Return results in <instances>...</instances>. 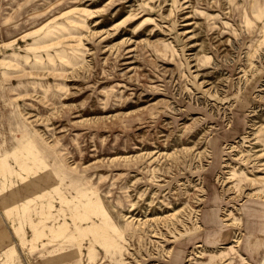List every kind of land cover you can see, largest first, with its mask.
I'll return each instance as SVG.
<instances>
[{
	"label": "rangeland",
	"instance_id": "1",
	"mask_svg": "<svg viewBox=\"0 0 264 264\" xmlns=\"http://www.w3.org/2000/svg\"><path fill=\"white\" fill-rule=\"evenodd\" d=\"M0 264H264V0H0Z\"/></svg>",
	"mask_w": 264,
	"mask_h": 264
}]
</instances>
